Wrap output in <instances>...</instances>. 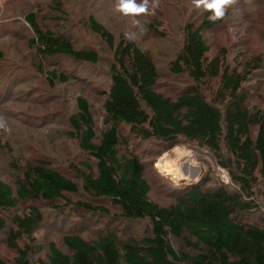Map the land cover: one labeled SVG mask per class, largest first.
I'll list each match as a JSON object with an SVG mask.
<instances>
[{
	"label": "trees",
	"instance_id": "16d2710c",
	"mask_svg": "<svg viewBox=\"0 0 264 264\" xmlns=\"http://www.w3.org/2000/svg\"><path fill=\"white\" fill-rule=\"evenodd\" d=\"M95 1L50 2L59 14L66 12V5L81 7L85 26L112 50L101 130H96L88 101L79 96L77 109L69 117L70 134L85 158L82 181L89 196L110 202L125 220H147L148 234L122 240L107 233L94 241L66 234L63 242L69 253L51 241L47 259L32 261L33 248L20 247L18 242L33 238L43 222L41 206L57 207L60 201L70 204L63 193L78 189L75 181L37 160L17 169L14 188L0 179V236L6 235V245L15 253L11 261L0 253V264H264V227L248 220L258 207L257 198L264 200V110L251 105L245 92L247 77L264 66V54L249 57L241 69H232L227 59L208 57L210 47L203 31L219 21L205 18L196 24L197 20L185 19L180 45L168 67L188 83L170 95L158 90L159 69L151 51L139 38L128 39L123 31L117 36L108 29L91 11ZM21 12L33 33L30 43L40 55L98 62L96 50L75 47L64 31L40 28L36 11ZM145 27L163 36L158 26ZM46 76L50 84L57 78L54 70ZM59 77L64 82L68 79L64 74ZM213 80L216 87L208 95L205 87ZM124 132L167 148L180 138L194 141L229 168L233 185L218 182L202 187L198 180L178 188L172 203L160 205L149 196L145 162L124 145ZM206 178L204 183L210 182L211 177ZM18 203L26 208L13 213L9 227L4 214ZM75 207L102 209L82 202Z\"/></svg>",
	"mask_w": 264,
	"mask_h": 264
},
{
	"label": "rangeland",
	"instance_id": "374dc122",
	"mask_svg": "<svg viewBox=\"0 0 264 264\" xmlns=\"http://www.w3.org/2000/svg\"><path fill=\"white\" fill-rule=\"evenodd\" d=\"M50 2L0 0V116L6 119L9 129H0V179L14 188L17 169L43 160L78 185L76 192L63 193L70 204L60 201L55 203L57 207L41 206L43 222L33 238L18 242L20 247L27 244L33 248L30 252L32 261L47 259L51 241L62 252L69 253L63 242L66 234H80L88 241L107 233H114L122 240H138L148 234L150 227L147 220H125L117 207L107 201L92 199L83 188L82 175L86 169L82 161L85 158L81 157L78 140L70 134L69 117L77 109V98L84 97L90 105L96 130L100 132L112 50L85 26L81 15L84 19L86 13H82L81 7L66 5V12L59 14L52 10ZM116 2L96 0L91 11L117 36L120 31L134 33L156 59L158 90L177 94L188 82L185 76L170 73L168 61L180 45L182 23L188 19L197 20L198 24L212 13L202 6L196 7L193 0H158L153 12V0H149L148 13L125 15L116 10ZM139 2L141 0H137ZM28 10L36 11V21L43 30L64 31L75 47L96 50L98 62H77L66 55H40L37 46L31 45L33 33L23 21L21 11ZM218 21L203 31L210 47L209 58L227 59L230 68L241 69L249 57L264 54V0H235ZM146 24L158 26L163 36L152 34ZM50 70L57 75L53 84L46 76ZM60 74L67 76L66 82L61 80ZM216 83V80L208 83L206 94H213L214 90H211L215 89ZM245 84L251 105L264 110V66L247 77ZM124 134L127 137L124 145L145 162L149 196L160 205L172 203L177 189L188 187L195 179L202 187L218 182L233 185L229 168L223 167L211 151L194 141L180 138L175 146L167 148ZM181 153L185 155H179ZM177 165L185 173L174 170ZM206 177H211L210 182L204 183ZM79 202L102 209H80L75 207ZM257 203L258 207L252 209L248 220L264 227L263 198L259 196ZM24 208L18 203L13 211L4 214L9 227L13 226V213L22 212ZM5 237L0 236V253L5 260L11 261L15 253L6 245Z\"/></svg>",
	"mask_w": 264,
	"mask_h": 264
},
{
	"label": "clouds",
	"instance_id": "9594fccd",
	"mask_svg": "<svg viewBox=\"0 0 264 264\" xmlns=\"http://www.w3.org/2000/svg\"><path fill=\"white\" fill-rule=\"evenodd\" d=\"M193 3L196 7H203L205 10H208L212 13L209 17L210 20L215 21L222 19L227 11V8L235 3V0H193ZM158 4V0H153V12L155 6ZM116 10L128 15H139L148 13L149 11V0H141L137 3V0H117ZM136 24H139V21H135ZM126 38L132 39L134 33H125ZM0 129L9 131L7 121L3 116H0Z\"/></svg>",
	"mask_w": 264,
	"mask_h": 264
},
{
	"label": "bare ground",
	"instance_id": "6f19581e",
	"mask_svg": "<svg viewBox=\"0 0 264 264\" xmlns=\"http://www.w3.org/2000/svg\"><path fill=\"white\" fill-rule=\"evenodd\" d=\"M179 155L184 156L185 154L183 155V154L181 153V154H179ZM178 167H179V165H177L176 168L174 167L173 169H174V170H176V169H177V170H181V169H178ZM178 172H179V171H178ZM181 173L183 174V173H185V172H183V170H181L180 174H181ZM190 174H191V173H189V175H190Z\"/></svg>",
	"mask_w": 264,
	"mask_h": 264
},
{
	"label": "water",
	"instance_id": "95a60500",
	"mask_svg": "<svg viewBox=\"0 0 264 264\" xmlns=\"http://www.w3.org/2000/svg\"><path fill=\"white\" fill-rule=\"evenodd\" d=\"M197 181H198V180L195 179V180H192V181H190V182H191V183H194V182H197Z\"/></svg>",
	"mask_w": 264,
	"mask_h": 264
}]
</instances>
